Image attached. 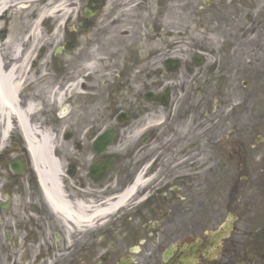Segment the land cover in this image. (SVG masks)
I'll use <instances>...</instances> for the list:
<instances>
[{"label": "flooded vegetation", "instance_id": "flooded-vegetation-1", "mask_svg": "<svg viewBox=\"0 0 264 264\" xmlns=\"http://www.w3.org/2000/svg\"><path fill=\"white\" fill-rule=\"evenodd\" d=\"M155 1L179 71L164 67L168 57L129 48L135 74L118 91L112 146L94 148L113 110L103 105L93 117L108 99L93 98V88L66 100L70 119H59L47 89L72 83L70 69L22 87L23 108L37 86L44 90L45 112L31 124L36 133L53 128L52 193L70 212L51 204L40 178L50 161L38 159V144L29 146L12 118L0 137V264H264V0ZM77 2L88 33L102 15L146 6ZM169 83L167 104L150 98L165 96ZM109 159L110 171L95 180L93 163ZM133 183L131 199L108 213Z\"/></svg>", "mask_w": 264, "mask_h": 264}, {"label": "bare ground", "instance_id": "bare-ground-1", "mask_svg": "<svg viewBox=\"0 0 264 264\" xmlns=\"http://www.w3.org/2000/svg\"><path fill=\"white\" fill-rule=\"evenodd\" d=\"M24 5L28 7L29 11L23 15L22 24L15 25L12 30V35L16 36L18 40L12 47L9 56L4 46L10 39L0 42V137L5 138L7 136L11 129L7 117L10 115L12 117V114L16 113L21 121H24V124L26 123L24 129H27V144L33 146L34 143H37L39 146V149H37L38 159L44 162L50 161V165L46 168L42 167L43 170H41L42 178L50 180L52 190H47L50 202L69 213L68 204L57 202L52 193L56 185L53 128L40 126V128H36L38 130V133H36L31 124L33 121L32 116L36 117L39 112H45L44 109L41 110L38 107L44 90L42 87L37 86L23 108L21 105V89L28 82L32 83L38 80L43 82L47 79L48 73L46 71L32 67L30 64L31 58H33L35 50L40 44L50 46V50L59 46L62 42L63 20L73 14V10H71L73 4L70 0H0V16L4 11H11L15 17H21ZM31 18V24L26 28V24L29 23L28 20ZM52 26L54 27L50 30ZM118 40L120 39L116 37L111 40L114 48H117ZM81 51L80 60L73 62L71 66L74 69L72 83L65 86L63 90L54 87L47 89L48 94L54 96V104H64L72 96V92L78 90L85 74L96 72L98 79L102 77L100 74L106 64L104 65V58L96 52L95 45L92 44L91 48L88 46V48L86 47ZM84 95H87V93L85 92ZM64 119L62 118V120ZM132 191L133 187L129 189L128 193L118 197L117 201L114 199L109 202L107 205L108 210L117 209L125 200L126 195Z\"/></svg>", "mask_w": 264, "mask_h": 264}, {"label": "rangeland", "instance_id": "rangeland-1", "mask_svg": "<svg viewBox=\"0 0 264 264\" xmlns=\"http://www.w3.org/2000/svg\"><path fill=\"white\" fill-rule=\"evenodd\" d=\"M25 5L23 6L24 10H23L21 17H15V15L11 13V11H8L6 14V17L3 18L4 20L2 19L0 21V31L4 29L6 31V40L10 39V41H8L6 45L4 46L5 51L7 52L8 56L10 54V51L12 50V47L15 45L16 41L18 40L16 36L12 35V30L15 28L14 27L15 25L17 26L19 24H22L21 22L23 19V15L29 11L28 7H26ZM148 12L149 11L140 12L139 14L138 13L125 14L124 18L131 19L133 17V20L131 19V22L135 26V28H133L134 26H132V28L130 29L131 32L128 36L121 35L120 33L121 30L119 29L120 25H116L112 27L110 26L111 23H107L103 26L104 34L101 36L102 41H103L102 49L104 51L103 55L105 57V60L106 62H108L107 66L103 68L102 77H101L103 84H105V86L102 87L101 90L104 91L106 89L104 94L105 96H108V99L105 98V102H104L105 105L111 106V100H112L111 98L112 96L115 95L113 93L111 94V92L120 88L121 80L117 77L122 74V69L124 67V60H123L124 59V48L127 47L129 43L133 42V40H137V41L141 40L143 42L145 41V39L143 40V37L146 38L147 35L154 34L153 29H152L153 26L149 25L151 22H153L151 13L150 12L148 13ZM142 16H143L144 22L141 21ZM139 17H141V20H139ZM28 21L29 23L26 24V28L30 26L31 24L30 22L32 21V18L29 19ZM75 25L77 26L78 24H75ZM154 32H155V27H154ZM114 37L120 39L118 40L117 48H114L113 43L111 42V40ZM0 42L2 41L0 40ZM53 50L54 49L50 50L49 56L47 57L46 55L45 57L46 58L45 60L48 62V64L39 67V69L40 68L43 70L46 69V71L49 73V78L46 81L47 83H51L53 79L58 75V72H60V71L58 72L56 71L57 69H60V67L55 66L58 62V59L56 60V63H55L54 59L57 57L53 55ZM59 63H63V62L60 61ZM96 75H97L96 73L92 75L94 76L93 78L94 82L92 84L95 85V82H97L96 86L98 87L99 80H98V77H96ZM88 84L90 85L89 82Z\"/></svg>", "mask_w": 264, "mask_h": 264}, {"label": "water", "instance_id": "water-1", "mask_svg": "<svg viewBox=\"0 0 264 264\" xmlns=\"http://www.w3.org/2000/svg\"><path fill=\"white\" fill-rule=\"evenodd\" d=\"M108 138L111 139V136H109Z\"/></svg>", "mask_w": 264, "mask_h": 264}]
</instances>
